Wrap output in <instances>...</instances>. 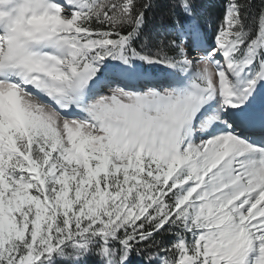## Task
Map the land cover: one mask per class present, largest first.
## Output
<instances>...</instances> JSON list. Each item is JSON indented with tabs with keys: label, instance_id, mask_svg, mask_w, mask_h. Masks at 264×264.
Instances as JSON below:
<instances>
[{
	"label": "snow or ice",
	"instance_id": "obj_1",
	"mask_svg": "<svg viewBox=\"0 0 264 264\" xmlns=\"http://www.w3.org/2000/svg\"><path fill=\"white\" fill-rule=\"evenodd\" d=\"M0 264H264V0H0Z\"/></svg>",
	"mask_w": 264,
	"mask_h": 264
},
{
	"label": "trees",
	"instance_id": "obj_2",
	"mask_svg": "<svg viewBox=\"0 0 264 264\" xmlns=\"http://www.w3.org/2000/svg\"><path fill=\"white\" fill-rule=\"evenodd\" d=\"M218 2H222V0H218Z\"/></svg>",
	"mask_w": 264,
	"mask_h": 264
}]
</instances>
